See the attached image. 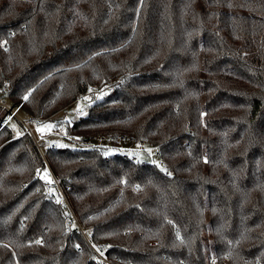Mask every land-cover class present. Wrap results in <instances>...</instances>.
Wrapping results in <instances>:
<instances>
[{
    "label": "trees",
    "instance_id": "trees-1",
    "mask_svg": "<svg viewBox=\"0 0 264 264\" xmlns=\"http://www.w3.org/2000/svg\"><path fill=\"white\" fill-rule=\"evenodd\" d=\"M0 99V264H264V0H0Z\"/></svg>",
    "mask_w": 264,
    "mask_h": 264
},
{
    "label": "rangeland",
    "instance_id": "rangeland-1",
    "mask_svg": "<svg viewBox=\"0 0 264 264\" xmlns=\"http://www.w3.org/2000/svg\"><path fill=\"white\" fill-rule=\"evenodd\" d=\"M89 89H92V87H90ZM94 90V89H92ZM88 93L91 92V90L87 91ZM91 97V93L90 94H85L84 98L85 99H76L74 102H72L71 104L65 106L64 108L59 109L58 111H56L51 117H50V121H47L45 124H53L54 127L51 130H45L43 132L38 131V127H40L37 124L34 123H29V129H31V135L33 136V138L35 139L36 142H39V146L40 147H44L46 145H51L54 144L56 142H63V136H67L68 139H79L80 137L77 135H72V134H68L66 132L65 129H63V125H60L59 123H63V124H68L71 125L73 119L75 118H79L81 116L80 114V109L83 110V113L85 112L88 102L87 100ZM1 108L2 105L0 104ZM17 112L19 113L20 111L17 110ZM8 124L10 126L15 125V130L18 131L17 129V122H16V118L15 117H11V119H9ZM43 126V125H42ZM61 128V129H60ZM72 136H75L74 138H72ZM63 137V138H62ZM61 140V141H60ZM98 141H100V139H97ZM133 148L127 150L129 153L136 151L138 149H142L141 145H132ZM146 149H149V147L147 146H143ZM139 151V150H138ZM142 152V151H141ZM155 160H157V157H154ZM45 180V179H44Z\"/></svg>",
    "mask_w": 264,
    "mask_h": 264
},
{
    "label": "snow or ice",
    "instance_id": "snow-or-ice-1",
    "mask_svg": "<svg viewBox=\"0 0 264 264\" xmlns=\"http://www.w3.org/2000/svg\"><path fill=\"white\" fill-rule=\"evenodd\" d=\"M29 95H31V93H29L28 95H25V96L23 97V99H24L25 101H27V100L29 99ZM79 111H80V114H81V115L84 114L82 109H80ZM9 119H11V118L9 117ZM12 127L15 128L16 126H15V125H12ZM53 127H54V125L51 124V123H49V124H45V125H43V126L38 127L37 130L40 131V132H43V131H45V130H51ZM17 135H20V133L17 132ZM62 146H64V145H62ZM38 173H39V170H38ZM169 175H170V173H169ZM41 178H42V179H45V180L47 181V183H49V184H51V183L53 182V181L51 180L50 176L48 175V173H47L46 170H45V172H44V175H43ZM50 191H51V190H50ZM60 202H61V201H60L59 199H57V203H60ZM177 235L179 236V233H177ZM36 243H40V241L37 240ZM93 247H95V245H93ZM98 250H99V249H98Z\"/></svg>",
    "mask_w": 264,
    "mask_h": 264
},
{
    "label": "built area",
    "instance_id": "built-area-1",
    "mask_svg": "<svg viewBox=\"0 0 264 264\" xmlns=\"http://www.w3.org/2000/svg\"><path fill=\"white\" fill-rule=\"evenodd\" d=\"M0 104L2 105V108H9V107L6 105V103H4L1 99H0ZM11 112H12V115H16V116L18 117V114H17L16 110L11 109ZM66 137H67V136H66ZM74 137H75V136H72V138H74ZM158 164L161 166V165H162V162H158ZM50 178H51V180L53 181L52 183H54L55 185H57V186L60 188L57 178L54 177L53 175H51ZM45 181H46V180H45ZM46 182H47V181H46ZM60 191H61V190H60ZM61 193H62V196H61L62 199L66 202L67 199H66L65 195L63 194L62 191H61ZM103 260H104L105 264H119L118 262L113 261V260H110V259L103 258ZM209 264H215V260L212 258V259L210 260Z\"/></svg>",
    "mask_w": 264,
    "mask_h": 264
},
{
    "label": "water",
    "instance_id": "water-1",
    "mask_svg": "<svg viewBox=\"0 0 264 264\" xmlns=\"http://www.w3.org/2000/svg\"><path fill=\"white\" fill-rule=\"evenodd\" d=\"M25 128H26V130H27L28 132L31 133V131H30V129H29V127H28L27 125H25Z\"/></svg>",
    "mask_w": 264,
    "mask_h": 264
}]
</instances>
